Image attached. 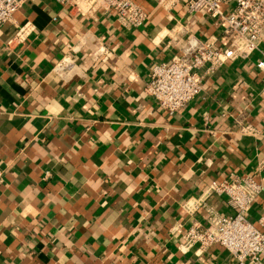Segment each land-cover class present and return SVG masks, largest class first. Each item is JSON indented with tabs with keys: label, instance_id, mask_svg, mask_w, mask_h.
<instances>
[{
	"label": "crops",
	"instance_id": "0c3cea01",
	"mask_svg": "<svg viewBox=\"0 0 264 264\" xmlns=\"http://www.w3.org/2000/svg\"><path fill=\"white\" fill-rule=\"evenodd\" d=\"M136 2L149 13L137 29L52 0H26L0 28V264H234L219 245L179 251L172 228L205 223V207L186 211V201L234 214L225 196L206 194L214 182L235 174L264 183V40L248 59L205 75L202 92L169 115L144 86L179 52L182 27L227 39L181 4ZM25 22L30 34L7 49ZM69 54L60 77L54 65ZM263 212L264 192L247 217Z\"/></svg>",
	"mask_w": 264,
	"mask_h": 264
},
{
	"label": "built area",
	"instance_id": "2783aa9c",
	"mask_svg": "<svg viewBox=\"0 0 264 264\" xmlns=\"http://www.w3.org/2000/svg\"><path fill=\"white\" fill-rule=\"evenodd\" d=\"M26 0H0V28L6 25L14 13ZM71 15L90 19L97 13L114 16L122 29H137L143 26L149 16L147 10L136 0H52ZM155 7L170 11L177 5L185 7L189 16H202L223 27L226 45H220L215 37L200 38L190 27H182L184 39L179 52L170 62H161L150 70L144 92L152 97L158 107L169 115L183 108L203 90V78L214 73L223 65L237 60L248 59L259 50L264 40V0H151ZM32 26L25 22L6 42L10 49L23 42L30 34ZM79 49L69 47L71 53ZM95 54L105 60L108 52L103 46ZM264 57V50H262ZM72 55L58 61L53 71L60 77L67 74L72 65ZM264 74V61L257 63ZM264 96V84L261 88ZM244 134L254 135L250 124L242 127ZM258 171L264 172V157L258 163ZM4 180V169L0 167V184ZM264 183L251 175H230L227 179L214 182L206 189V194L225 196L226 204L234 211L223 215L208 207L204 202L186 201L182 207L195 211L199 206L207 212L204 224L192 222L188 227L182 224L173 227L178 239V250L185 253L193 247L206 250L213 245L226 249L234 264H264V212L251 221L247 213L260 193Z\"/></svg>",
	"mask_w": 264,
	"mask_h": 264
}]
</instances>
